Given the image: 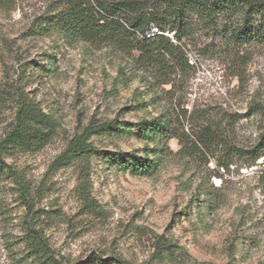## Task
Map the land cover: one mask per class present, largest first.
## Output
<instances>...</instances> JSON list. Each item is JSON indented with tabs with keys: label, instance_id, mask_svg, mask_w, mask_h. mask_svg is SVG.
Returning <instances> with one entry per match:
<instances>
[{
	"label": "rangeland",
	"instance_id": "obj_1",
	"mask_svg": "<svg viewBox=\"0 0 264 264\" xmlns=\"http://www.w3.org/2000/svg\"><path fill=\"white\" fill-rule=\"evenodd\" d=\"M63 1L0 0V140L20 97L55 121L41 149L4 154L14 176L0 187V264H39L28 228L43 236L53 264H264L262 166H231L218 178L214 158L205 162L171 138L174 154L157 173L135 176L115 158L140 154L143 143L123 130L92 135L99 152L90 157L53 164L91 121L134 123L162 111L179 133H190L197 119L236 114L239 139H253L252 107L264 104V41L235 44L197 24L183 43L191 68L167 84L144 82L132 54L67 40L52 28L37 33ZM34 61L43 68L26 71ZM141 99L146 109L137 106ZM203 190L209 194L198 208L194 195Z\"/></svg>",
	"mask_w": 264,
	"mask_h": 264
},
{
	"label": "trees",
	"instance_id": "obj_2",
	"mask_svg": "<svg viewBox=\"0 0 264 264\" xmlns=\"http://www.w3.org/2000/svg\"><path fill=\"white\" fill-rule=\"evenodd\" d=\"M197 24L235 44L264 41V0H64L53 19L39 23L36 31L43 35L52 28L67 40L132 54L140 80L152 79L167 84L170 74L191 68L183 43L193 34ZM154 28L157 31L151 34ZM43 66V62L34 61L26 71L35 72ZM123 72L125 70L120 68V73L126 76ZM148 82L147 87L151 86ZM136 104L139 108H147L143 99ZM252 115L256 132L249 141L240 140L234 131L239 121L236 114L223 113L219 121L207 117L197 119V127L190 133H179L165 111L134 123L117 118L91 121L68 141L53 164L65 165L90 157L93 152H99L89 141L92 135L123 130L133 132L143 143L140 154L121 152L115 158L119 167H125L135 176L151 177L157 173L174 154L168 143L171 138L178 140L182 150L188 148V153L202 156L205 162L214 158V176L218 178L223 176L220 171L229 172L231 166L249 169L259 165L263 174L264 104L252 107ZM54 130L55 121L49 114L33 100L20 97L11 126L0 140V187L8 177L14 176L4 154L11 150L37 151L50 142ZM208 194L205 190L198 191L194 195L197 196L194 205L202 207V198ZM27 232L28 246L39 264H53L54 257L43 236L36 229L28 228ZM76 264L125 263L117 258H95Z\"/></svg>",
	"mask_w": 264,
	"mask_h": 264
}]
</instances>
